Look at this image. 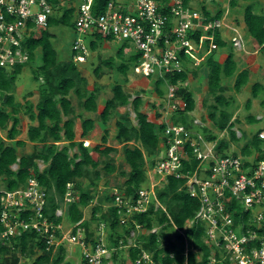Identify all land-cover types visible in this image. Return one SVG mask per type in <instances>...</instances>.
<instances>
[{
	"label": "built area",
	"instance_id": "2783aa9c",
	"mask_svg": "<svg viewBox=\"0 0 264 264\" xmlns=\"http://www.w3.org/2000/svg\"><path fill=\"white\" fill-rule=\"evenodd\" d=\"M59 1V6H54L49 0H0V70H10L28 61L24 43L47 28L48 18L62 5L63 0ZM69 1L67 7L74 8L73 26L78 35L72 43L76 62L83 61L89 52L80 36L91 37L95 33L130 48L137 55L132 71L155 79L197 67L215 48V33L223 28L231 30L229 41L233 46L239 49L243 44L239 29L224 23L227 7L219 19L209 20L184 0H168L160 5L156 0H111L98 15L92 13L93 0ZM178 84L179 81L176 85L166 82L161 102L155 106L160 116L155 114L153 122L165 124V128L164 139L159 143L161 153L152 165L154 177L160 178V182L164 179L165 183L167 175L185 179L186 192L198 201L194 219L205 227L204 243L210 249L207 264H220L224 259L231 264H264V159L219 151L220 138L208 139L209 134L204 131L207 127L199 119H193L189 126L174 123L170 117L182 107L180 100H175ZM258 138L264 144V129L258 131ZM184 162L191 168L182 171ZM159 181H152L150 188H139L134 201L125 200L116 187L111 190L113 201L109 205L117 208L121 224L130 225L125 244L120 240L118 248L109 245L103 222L87 240L81 221L69 223L70 230L65 232L62 222L55 224L44 217L46 191L35 177H29L24 185L13 190L0 182V247H13L24 232L35 231L46 252L55 253L60 247L65 249L66 244L79 247L80 256L72 264H114L112 254L117 249L140 248L138 236L155 233V227H161L145 229L133 219V215L146 213L150 207L166 212L157 196ZM77 199L72 184H67L62 208L55 210V216L63 220L65 206ZM191 223L192 220H186L185 227ZM177 231L184 237L186 256L191 249L189 239L184 230ZM128 261L159 264L151 252L142 248L134 261Z\"/></svg>",
	"mask_w": 264,
	"mask_h": 264
},
{
	"label": "trees",
	"instance_id": "16d2710c",
	"mask_svg": "<svg viewBox=\"0 0 264 264\" xmlns=\"http://www.w3.org/2000/svg\"><path fill=\"white\" fill-rule=\"evenodd\" d=\"M54 6H59V0H49ZM111 0H93L92 13L100 14L104 11L107 3ZM160 5L168 0H156ZM238 1L246 2L242 20L251 41L256 45L258 51L263 57L264 68V14L256 11L257 0H229L228 5L233 7ZM188 4V0H184ZM220 4V3H218ZM59 8V7H58ZM199 10L210 20L219 19L223 11L218 10L214 14L202 5ZM73 7H67L63 10L59 17L50 16L47 21V28L42 30L38 36L29 38L24 46L29 53V59H34L36 51L40 52L41 63L32 69L35 80H41L39 87V98L35 105L30 101H26L24 108L27 110L30 121H37V125H30L27 130V140L35 144V150L27 155H17L16 147H23L25 140L16 139L20 133L18 128L19 118L17 116L20 104L16 103L13 95V86L18 74L21 72L24 64L16 65L10 70H0V129L6 130V139L14 141L7 143L3 138H0V182L9 190L16 189L33 176L38 183L45 189L46 204L43 207L44 217L57 224L62 222V217H56L54 212L60 208L66 192L67 184H72V190L78 195L75 202L69 203L64 208V216L70 224L81 221V225L85 229L86 239L88 240L94 235V230L100 222L105 223L107 229V240L109 245L118 248L119 241L125 244L127 235L130 231V225L125 226L120 223L117 208L110 206L113 201L111 190L105 189L98 203L91 208V218L96 221V226L90 227V220L83 217V209L88 206L93 199L90 191L92 186L96 185V181L101 174L98 171V160L94 159L91 151L105 155L109 151H114L115 148L104 147L100 149L101 144L106 143V134L101 137V144L95 145L91 149L89 146H83L81 141L75 140L74 122L76 119L74 109L69 93L72 91L78 99L79 105L86 111L95 112L97 89H87V80L80 73L76 63V53L72 51L68 61H59L57 52L51 43L53 34L48 30L50 26L56 24L68 25L73 24ZM222 31V30H221ZM221 31H216L214 44L215 48L207 54L204 61L201 62L208 68L207 75V94L212 96L215 103L208 105L207 118L213 127L220 133L227 131L229 141L238 142L240 137H236L233 128L232 113L229 111L230 101L222 95L224 86L221 85L222 78L234 77V89L239 92L241 87L249 80V70L243 68L237 71V61L232 51V43L224 38ZM198 37V33L196 34ZM101 39L112 40L110 37H105L100 34H93V38L89 41V49L95 50ZM206 43L205 47L207 48ZM229 47L230 49L225 55L222 62H219L215 57V51L218 48ZM120 47L116 54L121 57L123 48ZM131 68L137 61V55L131 53L129 56ZM25 63V64H26ZM112 58L103 61L106 66H112ZM129 65L120 62L118 70L126 72ZM99 67L94 69L98 72ZM194 73V71H191ZM189 68L180 73H172L165 75L164 78L154 80V91L158 96L165 93L166 82L176 85V94L179 97L182 107H178L170 119L174 123L189 126L191 121H188V114L195 107L193 93L182 84L186 81ZM164 88V89H163ZM252 97L256 98L263 86L259 82L252 84ZM113 95L107 99L99 117L102 123H106L111 110L117 106H125L132 103L136 117V125H131L127 114H124L115 123L117 128L116 139L123 143L124 160L129 166V171H121V175L126 176L123 183V198L128 201H134L138 196L140 185L145 180V156L150 157V167L155 164V160L161 153L160 141L164 139L165 124H156L147 117L146 111L140 109L141 99L135 97L131 102L130 95L125 92L120 84H115L112 88ZM248 101L246 107H248ZM160 114L156 113V117ZM63 117L65 119L63 120ZM251 123L257 120L253 116H248ZM10 123V124H9ZM93 119L87 118L81 121V135L85 136L93 127ZM263 129V128H261ZM207 131V128H204ZM257 130L241 147V155L248 156L254 153L255 160L264 159V144L258 138ZM244 138V134L241 135ZM241 137V138H242ZM208 139H215V135H208ZM65 141L63 146L59 147L57 142ZM139 142L138 146L129 147V142ZM77 146V153L68 154L70 147ZM229 143L225 139L218 141V150L225 152L228 149ZM233 155H237L232 153ZM40 160L45 164V167L40 170L37 164ZM17 164L16 169L11 166ZM195 164V162H193ZM191 168L187 162L183 163L182 171ZM90 169L93 170L91 173ZM115 166L111 162H106L104 171L106 174L112 173ZM82 177L90 178V183L86 187H82L79 181ZM165 185L158 189L157 196L160 203L164 206L166 212L158 209L153 210L152 207L146 213H136L133 219L145 229H151L153 226H161L159 233H150L146 236H138V244L140 248L128 249V258L134 261L141 248L152 253V258L159 264H207L210 249L204 243L205 227L194 219L195 212L198 209V201L191 197L186 192L184 186V178L177 179L173 175H167ZM120 189V188H119ZM99 216L95 218L96 215ZM166 213L170 216L167 217ZM237 216L234 217V223H237ZM186 220H192L190 226L185 227ZM172 221V222H171ZM184 230V234L189 239L191 246L187 255L184 254V237L180 233L172 232L173 228ZM171 229V230H170ZM168 231L172 233H168ZM174 234L175 240L171 238ZM41 251V252H39ZM0 264H17L20 256L32 257L35 256L30 264H70L65 261V249H60L55 252H46L44 242L35 231L24 232L20 235L12 246L0 247ZM199 254V259L197 255ZM218 257V253H217ZM114 264H125V258L121 257V249H117L112 254ZM219 264V263H217ZM220 264H231L228 259L222 260Z\"/></svg>",
	"mask_w": 264,
	"mask_h": 264
},
{
	"label": "rangeland",
	"instance_id": "374dc122",
	"mask_svg": "<svg viewBox=\"0 0 264 264\" xmlns=\"http://www.w3.org/2000/svg\"><path fill=\"white\" fill-rule=\"evenodd\" d=\"M188 1L191 6L198 9L202 5L206 6L212 14H214L218 10L224 11V9L227 7L228 13L225 16L224 23L226 25L238 26V29H240L241 31L240 34L243 38L242 47L238 49L237 47L232 46L231 49L237 61V71H240L243 68H247L249 70V80L245 85L241 87L240 91L237 92L233 87L234 77L221 79V85L224 86L222 95L230 101L228 109L232 113L231 120L234 121L232 130L235 132L236 137H240L238 142L229 141L228 132L226 131L219 133L207 118V112L209 109L208 105L215 103L212 96L208 95L206 91L208 68L202 63H200L197 67L190 66V73L188 74L186 81L182 84V86L186 85L187 88L191 90V92L193 93V98L195 100V107L193 111L187 115L188 121L199 119L201 123L208 128L206 132L209 135H215L220 139L222 138L228 141L229 146L228 149L225 150L226 153H235L237 154V156H239L241 155V147L247 141V139L250 138L257 130L261 128L264 129V68L262 66L263 57L260 54V51H258L256 45L251 41V37L246 32V28H244L243 26L242 13L246 2L238 1L235 6L231 7L229 5L227 6V0ZM257 1L259 3L255 5L256 11L264 14V0ZM71 2L74 3L76 2V0H72ZM61 4V7L56 9V11L53 13V16L59 17L63 10L66 9L68 5H70V1L63 0ZM73 19L74 15L72 16L71 20L73 21ZM48 30L53 34V36L51 37V43L53 48L57 52V59L59 61H68L72 53V43L74 42L75 38L78 37L73 24H56L50 26ZM222 31L224 34V38L227 40L231 34V30H229L228 28H224V30ZM80 37L87 46H89V41L93 38V36L89 37L84 35ZM122 46V42H118L116 40L101 39L95 50L89 49L88 55L84 58V60L76 62L78 70L87 80V89H97L95 99L97 108L95 112L84 110L79 105L78 99L72 91L68 95L76 116L74 122L75 140L81 141L83 146H86L88 144L89 149H91L95 145H100L101 137L106 134V143L101 144L100 149H104V147L107 146L115 148L114 151H109L105 155L99 154L95 151H91L92 157L99 162L97 169L101 174L98 181H96V185L90 188L93 199L89 202L88 206L83 209V217L86 220H90L91 228L95 227L97 224L96 221L91 218V208L98 203L99 198L102 196V192L105 191L106 188L110 191L116 187L118 189L120 188L119 190L123 192L121 188L123 187V183L126 180V176L121 175L120 172H128L130 169L128 164L124 160L122 151L123 143H119L116 139L117 128L115 126V123L120 119L122 115L127 114L130 124H137L132 103H129L125 106L115 107L110 111L106 123H102L99 114L103 109L106 100L112 97L113 86L115 84H120L122 89L125 92L129 93L130 102L135 97H140V109L146 111L148 119L153 121V117L155 116V114L160 113L158 112L159 108L155 107L161 102V97L158 96L154 91L155 78H145L141 75L135 74L132 71V64L129 60V56L131 54L130 48H126L125 46L123 48L121 57H118L116 54V51ZM229 49L230 46L218 48L215 51L214 57L219 62H222ZM108 58H112V66H106L103 64V61ZM120 62H124L129 65V69L124 73L118 70V65ZM40 63V52L36 51V56L34 57V59L24 64V66L22 67L21 72L18 74L13 86L14 100L21 106L17 114L19 118L18 128L20 133L17 135L16 139L26 141L23 147H16L18 156L30 154L33 150H35V144L27 140V130L30 125H37V121L32 122L29 120L28 113L24 108V105L26 101H30L33 105H35L38 101L41 80L34 79L32 69L36 68ZM96 67H99V71L97 73L94 72V69ZM191 71H194V73ZM255 82L261 83L263 86V90L256 98H253L251 89L252 84ZM178 99L179 97L175 100ZM247 101L249 103L248 107H246ZM179 103L181 102L179 101ZM248 116H253L257 121L254 123L249 122ZM87 118L93 119L94 124L92 129L85 136H82L81 121ZM64 119L65 117H63V120ZM242 134L245 135L244 138L241 136ZM0 138H3L7 143H14V141L6 139V130L0 129ZM56 144L61 147L63 146V144H65V141H60ZM127 145L129 147L138 146L141 148L139 142L131 141ZM74 153H77V146L70 147L68 150V154L70 156ZM252 155H254V153ZM149 159L150 157L146 155L145 180L140 185V188L143 189L147 188L148 186L150 188L152 181L157 183L160 180V178L154 177V170L152 169V167H150L151 165ZM106 162H111L115 166L114 172L109 174L105 173L104 165ZM37 164L40 170L45 167V164L40 160H37ZM11 168L16 169L17 164H14L13 166H11ZM90 171L91 173L93 172L92 169H90ZM79 181L82 187H86L90 183V178L82 177L79 179ZM164 183V179L161 180V182L158 183V187L161 188ZM60 204H63V202H61ZM99 214L100 213H98L95 218H97ZM62 223V229L65 230V232L70 230V224L65 216H63ZM155 229V233H159L161 227H155ZM173 229L174 231L171 229L170 230L172 232L178 233L176 227ZM145 232L146 231H144V233ZM172 232L168 231V233ZM171 238L175 240L174 234H171ZM65 254V261H69L70 264H72L74 260H76V258L80 256V248L77 246H70L66 244ZM34 257L35 256L27 258L26 256H20L18 264H30ZM121 257L125 258L127 264H130V262L128 261L127 249H121ZM199 257L200 256L198 254L197 259H199Z\"/></svg>",
	"mask_w": 264,
	"mask_h": 264
},
{
	"label": "crops",
	"instance_id": "0c3cea01",
	"mask_svg": "<svg viewBox=\"0 0 264 264\" xmlns=\"http://www.w3.org/2000/svg\"><path fill=\"white\" fill-rule=\"evenodd\" d=\"M226 16V15H225ZM243 21V20H242ZM231 27H236V28H238V26H232V25H230ZM243 26H244V23H243ZM240 28V27H239ZM244 28H245V26H244ZM222 30H224V28L222 29ZM240 30V29H239ZM222 32V34H223V31H221ZM231 32V31H230ZM241 32V31H240ZM247 32V31H246ZM224 35V34H223ZM231 35V34H230ZM243 35V34H242ZM230 37V36H229ZM229 37H228V39H227V41H229ZM225 58V57H224ZM223 58V59H224Z\"/></svg>",
	"mask_w": 264,
	"mask_h": 264
},
{
	"label": "clouds",
	"instance_id": "9594fccd",
	"mask_svg": "<svg viewBox=\"0 0 264 264\" xmlns=\"http://www.w3.org/2000/svg\"><path fill=\"white\" fill-rule=\"evenodd\" d=\"M240 31V30H239ZM86 146H88V145H86Z\"/></svg>",
	"mask_w": 264,
	"mask_h": 264
},
{
	"label": "bare ground",
	"instance_id": "6f19581e",
	"mask_svg": "<svg viewBox=\"0 0 264 264\" xmlns=\"http://www.w3.org/2000/svg\"><path fill=\"white\" fill-rule=\"evenodd\" d=\"M88 145V144H87Z\"/></svg>",
	"mask_w": 264,
	"mask_h": 264
}]
</instances>
